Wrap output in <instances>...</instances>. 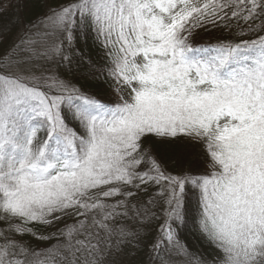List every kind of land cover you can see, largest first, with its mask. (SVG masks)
I'll list each match as a JSON object with an SVG mask.
<instances>
[{
	"label": "snow or ice",
	"instance_id": "snow-or-ice-1",
	"mask_svg": "<svg viewBox=\"0 0 264 264\" xmlns=\"http://www.w3.org/2000/svg\"><path fill=\"white\" fill-rule=\"evenodd\" d=\"M0 49V264H264V0H67Z\"/></svg>",
	"mask_w": 264,
	"mask_h": 264
},
{
	"label": "trees",
	"instance_id": "trees-1",
	"mask_svg": "<svg viewBox=\"0 0 264 264\" xmlns=\"http://www.w3.org/2000/svg\"><path fill=\"white\" fill-rule=\"evenodd\" d=\"M61 2H67V0H47L46 4L43 0H13L6 12H0V31H4L7 36L14 39L22 32L26 24L46 12L49 6L54 7L57 3ZM17 3L19 4V7H17ZM225 35L226 33L223 29L216 30L210 28L208 31H202L200 38L203 41L215 43L217 39H222ZM76 82L84 83L83 81ZM86 87L91 91H98L100 88L108 89L107 92L102 94L105 96L110 95L109 86L106 84H98L95 81H91L86 85ZM162 223V220L155 222L153 225V232ZM41 231L43 230L41 229ZM24 239L30 240L31 243L38 249L45 247L44 244L31 236H25ZM180 240L193 252L197 249L203 250L202 242L198 240L197 236L191 229H180Z\"/></svg>",
	"mask_w": 264,
	"mask_h": 264
},
{
	"label": "rangeland",
	"instance_id": "rangeland-1",
	"mask_svg": "<svg viewBox=\"0 0 264 264\" xmlns=\"http://www.w3.org/2000/svg\"><path fill=\"white\" fill-rule=\"evenodd\" d=\"M13 0H4V3L3 5H0V7H3V6H8V8L10 7V4L12 3ZM7 8V9H8Z\"/></svg>",
	"mask_w": 264,
	"mask_h": 264
}]
</instances>
